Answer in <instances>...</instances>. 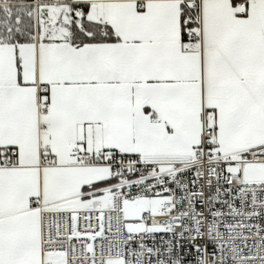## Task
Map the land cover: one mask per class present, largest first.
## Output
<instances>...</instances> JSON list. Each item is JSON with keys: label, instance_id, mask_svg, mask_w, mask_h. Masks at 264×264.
I'll return each mask as SVG.
<instances>
[{"label": "snow or ice", "instance_id": "1", "mask_svg": "<svg viewBox=\"0 0 264 264\" xmlns=\"http://www.w3.org/2000/svg\"><path fill=\"white\" fill-rule=\"evenodd\" d=\"M0 264H264V0H0Z\"/></svg>", "mask_w": 264, "mask_h": 264}]
</instances>
